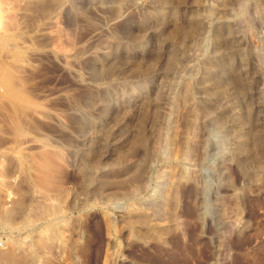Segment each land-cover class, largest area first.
<instances>
[{
  "label": "rangeland",
  "instance_id": "rangeland-1",
  "mask_svg": "<svg viewBox=\"0 0 264 264\" xmlns=\"http://www.w3.org/2000/svg\"><path fill=\"white\" fill-rule=\"evenodd\" d=\"M0 40V264H264V0H0Z\"/></svg>",
  "mask_w": 264,
  "mask_h": 264
},
{
  "label": "bare ground",
  "instance_id": "bare-ground-1",
  "mask_svg": "<svg viewBox=\"0 0 264 264\" xmlns=\"http://www.w3.org/2000/svg\"><path fill=\"white\" fill-rule=\"evenodd\" d=\"M1 41L2 40H0V42ZM1 45H3V44H1ZM11 66H9V64H4V63H2L0 65V81H1V83H3L6 86L5 96L13 104L14 113L16 114V115L14 114L15 115L14 121L16 122L17 125H15L16 134L15 133L14 134L15 135H22V134L29 132L32 129L34 132L35 130H37L39 128L37 124L30 123V125H28V126H31V127H26L25 124L22 125L23 122L20 121L17 117V113H19L18 111L22 110L23 107L25 108V105L27 104V101L25 100V98L27 97V91L23 86L18 84L17 79H16L17 76L15 77V74L12 71L13 66H12V68H11ZM5 86H2V88H4ZM22 111H20V113H22Z\"/></svg>",
  "mask_w": 264,
  "mask_h": 264
},
{
  "label": "built area",
  "instance_id": "built-area-1",
  "mask_svg": "<svg viewBox=\"0 0 264 264\" xmlns=\"http://www.w3.org/2000/svg\"><path fill=\"white\" fill-rule=\"evenodd\" d=\"M1 244V243H0Z\"/></svg>",
  "mask_w": 264,
  "mask_h": 264
}]
</instances>
